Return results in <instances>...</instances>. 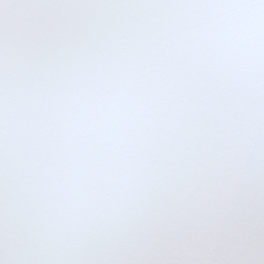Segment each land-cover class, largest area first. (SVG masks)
Returning <instances> with one entry per match:
<instances>
[{
	"label": "snow or ice",
	"instance_id": "6c2138e0",
	"mask_svg": "<svg viewBox=\"0 0 264 264\" xmlns=\"http://www.w3.org/2000/svg\"><path fill=\"white\" fill-rule=\"evenodd\" d=\"M0 264H264V0H0Z\"/></svg>",
	"mask_w": 264,
	"mask_h": 264
}]
</instances>
